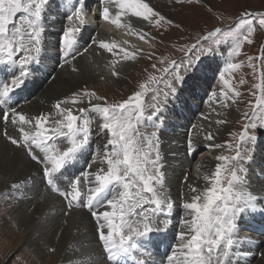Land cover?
I'll list each match as a JSON object with an SVG mask.
<instances>
[{
    "label": "snow or ice",
    "instance_id": "6c2138e0",
    "mask_svg": "<svg viewBox=\"0 0 264 264\" xmlns=\"http://www.w3.org/2000/svg\"><path fill=\"white\" fill-rule=\"evenodd\" d=\"M203 2L187 0L189 5ZM96 3L97 21L103 20L118 29L123 27L140 40L152 41L153 46L155 37L143 27H133L132 17L138 18L136 24L157 31L181 28L180 22L166 17L145 0H96ZM174 3L182 5L185 0ZM91 11L90 0H0V70L12 74L10 81L0 86V122L4 124L0 135L23 154L33 169L23 180L12 183L10 192H20L26 186L32 190L34 177L38 176V190L54 194L59 200L65 225L75 211H85L92 225L90 242L95 245L96 258L91 264H154L153 251L146 245L158 250L153 235L163 243L175 227L174 201L166 186L168 165L162 154L163 138L170 127L169 120L179 118L188 108L203 74L215 64L219 82L226 87L219 93L212 91L209 97L212 103L207 113L202 114V122L190 124L182 142L185 155L193 158L201 146L227 147L235 154L216 156L217 161L224 163H217L214 172L203 176L210 186L199 189L187 183V175L183 177L187 192L181 195L190 199L181 204L180 231L174 237L177 243L171 254H166V262L251 264L247 259L251 248L245 245L254 243L255 237L243 235V229L245 225H258L260 235L264 236V182L254 185L250 176L257 160H264V116H258L255 107L251 117L244 112L247 122L242 130L229 132L234 145L210 143L215 139L210 129L226 123L220 117L223 109L231 107L227 101L241 95L226 76L244 66L243 60L234 61L241 56L245 44L254 43L258 29L264 32V6L253 10L245 7L227 28L213 25V30L199 36L195 43L182 45L178 50L184 55L178 60L161 59L160 63L165 65L161 69L153 64V70L160 75L149 74L147 82L139 85L140 90L122 102L108 103L94 91L77 89L57 99L52 112L35 117L9 104L15 90L27 88L33 82L29 77L41 70L40 65L46 59L43 55L46 40L53 34L48 23L52 15L61 18L60 31L54 33L55 59L60 68L79 73L81 69L75 62L94 47L97 55H112L106 65L112 76L119 77L117 64L121 61H136L140 49L128 50L114 40L93 37ZM208 11H212L211 7ZM122 17L126 18L123 24ZM222 42L228 61L220 71L217 55L222 54ZM254 59H259L262 81L254 85L261 92L256 106L264 109V48L260 57H247L248 66L253 69ZM239 83L244 84V79ZM153 84L157 87L149 88ZM147 92H152V103L146 111L142 98ZM83 104L88 107H78ZM145 122L150 123V132L142 131ZM9 126L16 135L9 134ZM94 131L96 137L107 135L106 143L97 141L93 147ZM81 160L85 161V167L79 166ZM199 168L197 165L198 171ZM224 170L228 173L226 177L222 176ZM261 172L264 173V167ZM256 187L259 191H254ZM9 202L19 200L12 195ZM259 256L264 260V251H259Z\"/></svg>",
    "mask_w": 264,
    "mask_h": 264
},
{
    "label": "bare ground",
    "instance_id": "6f19581e",
    "mask_svg": "<svg viewBox=\"0 0 264 264\" xmlns=\"http://www.w3.org/2000/svg\"><path fill=\"white\" fill-rule=\"evenodd\" d=\"M94 1L95 0H90V5H92ZM146 1H150L152 3L153 0ZM95 17L96 15H91L93 25H95V23H98ZM137 19L138 18L131 19L133 27H143V30L145 32H149L147 26L138 25L135 23ZM124 20L125 18L122 17V24ZM100 21L101 25L97 27V37L99 39H104L106 41L114 40L118 45L122 44L124 48L128 50L138 48L141 50L140 53L143 50L154 49L152 41L145 42L143 40H140L136 35L129 34V32L123 27L118 29L115 25H110L102 20ZM48 36L54 37L55 35L49 34ZM125 41L127 43H124ZM47 43V49L51 50V52H47L43 55H45V57L47 58H52L54 56L53 43L51 41L48 42V37L46 40V44ZM112 59L113 57L109 53L97 55L95 48H93L92 51L84 54L83 59L78 58V60L75 62L81 69L79 73H72L67 68L60 70L58 69L56 71V76L54 79L48 82L43 81L39 88L40 92L29 105L25 106V110L37 115L49 113L51 110L53 111L52 105H50L51 103H54L57 99H63L65 96L70 95L72 91L77 90V87H81L87 82L105 83L108 80V77L110 78L111 76L110 71L106 67V65L109 64ZM132 62L133 61H121L117 64V70L128 68L133 64ZM121 64H123L124 66L121 67ZM50 67L51 65L49 64V68ZM101 77H103V79ZM204 78L206 79V83L210 82L207 77ZM221 83L222 82L218 81L217 85H220ZM221 89H217V93H219ZM29 91L30 88L28 87L26 88L24 94H28ZM235 98L236 97H232L231 100L227 101L229 104H231V107L223 109V115L220 118L227 119L229 116L235 117L238 114H241V111L237 108V104L233 105L232 101ZM11 103L12 100L9 101V104ZM196 103L199 104L198 101H196ZM210 103L212 102L205 101L202 102V105H195L198 115L195 118L194 122L187 124L186 127L190 126V124L193 123H201L202 121L200 115L202 116V114L207 113ZM13 106L18 108V106L16 105ZM214 106H216L217 110L220 111L218 105ZM191 116L192 114L190 111L188 117L185 115H180L179 118L174 117L175 121L177 122V125L175 126L172 125L169 120L170 127H168L169 129L165 132L164 135V137L169 135H179L177 138L167 137V139L163 141L162 153L165 156L167 165L171 159L170 155H177L176 161L179 162V165L168 166L166 171V186H176V189L181 188V179L185 175L188 176L189 170H187V167L190 168L193 165V163L190 162L188 156L185 155L184 145L180 146V144H183L182 141L185 134L177 133V129L180 126L179 124H186ZM224 125H214L211 127L210 130L214 133L215 139L210 143L219 142V138L222 137V131L225 129ZM206 162L209 164H202L199 168V171L195 172V174L189 172V180L191 184L199 189L210 186L209 183L203 179V176L210 175L212 172H214L215 165L218 163V161L213 160V157L210 158L209 156L206 157ZM257 162L258 165L255 168L264 165V160H257ZM32 171L33 169L31 165L25 159L23 154L13 145L7 142L2 135H0V175L3 177L4 181L7 180L6 178L11 179L9 183L0 182V189L2 187L9 189V186L12 183L23 180ZM254 174V169L252 167L250 172L251 179L254 185H260L261 182L258 183L257 181H255V178L253 176ZM35 183L36 181L34 180L33 184L35 185ZM37 183L39 182L37 181ZM38 189L36 190L35 198L21 200L22 202L15 207V216L12 215L13 217H15L14 219L19 224L18 226L21 227V234L19 235L17 241L18 249L30 247L29 251L33 252L37 256V258L41 260L40 262H43L45 264H91V261L96 258V254L93 251L95 245L90 242L92 225L88 222L86 212L81 210L75 211L69 219L68 224L65 225L63 222L64 217L62 216L60 202L57 197L54 194L48 195L47 193H44L43 191ZM254 191H259V187L254 188ZM186 192L187 188L181 190L178 194H169L172 198H174V203H176L181 199H190L188 195H181L182 193ZM30 196L31 195H22L19 196V198H29ZM41 196H43V199L40 198ZM12 234L13 232L11 229L10 235L12 236ZM86 242L87 245L85 244ZM43 243H49L52 246V249H55V251L49 252L43 249ZM261 245H264V242ZM249 246L253 247L252 244H250ZM259 251H264V248L259 247ZM253 264H264V260H262L261 257L256 254L253 257Z\"/></svg>",
    "mask_w": 264,
    "mask_h": 264
},
{
    "label": "rangeland",
    "instance_id": "374dc122",
    "mask_svg": "<svg viewBox=\"0 0 264 264\" xmlns=\"http://www.w3.org/2000/svg\"><path fill=\"white\" fill-rule=\"evenodd\" d=\"M151 6L156 10L161 11V13L166 17H170L174 21L180 22L181 28L161 29L157 31L155 28L147 26L148 30L155 37L153 50H143L141 52L143 55L138 56L136 61L132 62L133 64L131 66L118 70L121 73L119 77L111 75L110 78L108 77V80L105 83L87 82L83 86L77 87L76 89H89L90 91L95 89L100 94V96L105 97L109 103L122 102L123 100L127 99L125 96L128 93H132L133 95L135 91L140 90L139 85L141 84V80H143V78L145 82H147L149 74L159 75V73H157L152 68L153 64H156L157 69H161L165 66L157 61L158 58L162 59L163 57L168 56H172L174 59L180 58V52L178 50L179 46L175 43L189 44L192 41H196L199 36L207 35L209 30H213V25L227 28L233 24L239 11L243 10L245 7H247L249 10L261 9L262 6H264V0H204L203 4L194 3L191 5L187 3V0H185V3L182 5H176L173 3V0H153ZM209 7L212 9L211 12L208 11ZM150 32L147 33L150 35ZM206 46L207 44L205 43V47ZM220 47H224L223 42ZM262 48H264V32H261L258 29L254 35V43L252 45L245 44L242 49L241 56L237 58L236 61H234L239 62L240 60H243L244 66L238 69L231 76H226V79L228 78L231 81L233 87L241 93V95L238 97V108L241 111V114H238L235 117L229 116L230 118L228 117L226 119L227 121L224 125L225 129L222 131V137L220 136L221 138H219V141L224 145H227L228 143H232L233 145L235 144V140L232 139V137L229 135V132L239 133L242 130L243 123L247 122L243 116L244 112H248L249 117H251L252 108L255 107L257 115L264 116V109L256 106V98L261 95V92L259 89L254 87V85L262 83L259 59H254L251 62L252 64L256 65L255 69L248 66L249 62L247 60L248 56L256 58L260 57ZM148 54H150L149 58H147ZM241 78H243L245 81V83L242 85L239 83ZM156 87L157 85L153 84L149 88ZM159 87L162 88L163 85L161 84ZM151 96L152 93L147 92L142 98V103L146 107V111L147 105L152 103ZM54 103H51L50 105H53ZM78 107L87 108L88 106L87 104H84L79 105ZM50 112H52V110ZM35 116H37V114H35ZM142 130L146 132L147 128L144 127ZM148 132H150V130H148ZM257 135H259V133ZM178 136L179 135H169L164 137L163 141H165L167 137L177 138ZM104 138L107 140V135L103 137V139ZM203 148L208 147L203 146ZM213 149H211L212 151H203L201 154L197 155L195 160L197 165L201 166L202 162L209 164L206 162L207 156L210 158L213 157V160H215L216 155L231 156L235 154L227 147L220 152L215 148ZM195 162L193 165H195V169L197 170V165ZM227 175L228 173L226 170L222 171L223 177H226ZM6 179L7 180L4 181L3 177L0 175L1 183H9L11 180L9 178ZM35 181V187L32 188V190H28L31 186H26L25 190L16 192L19 203L22 202L21 200L35 198L36 190L39 188L40 184L39 180ZM37 181L39 183H37ZM222 184L226 185L225 179H222ZM175 187L176 186H168V189L171 192L174 191L173 193H175V191L178 190ZM5 189L10 191V189L2 187L0 189V194L4 193L6 191ZM47 194L49 195L51 193ZM22 195L31 196L27 199L23 197L19 198V196ZM19 203L7 202V204L0 205V264H45L40 262L41 260L38 259L33 252L29 251L30 247H24L22 249H18L17 247L18 237L21 234V227L18 226L19 224L16 222L14 219L15 217L13 216L16 214L15 207L18 206ZM11 229L13 232L12 236L10 235ZM85 244L87 245V242ZM42 248L49 252L52 251V246L49 243H43Z\"/></svg>",
    "mask_w": 264,
    "mask_h": 264
}]
</instances>
